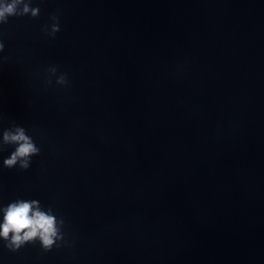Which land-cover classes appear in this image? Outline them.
I'll return each mask as SVG.
<instances>
[{
	"label": "water",
	"instance_id": "water-1",
	"mask_svg": "<svg viewBox=\"0 0 264 264\" xmlns=\"http://www.w3.org/2000/svg\"><path fill=\"white\" fill-rule=\"evenodd\" d=\"M23 3L0 22V208L37 200L59 236L0 237V264H264V0Z\"/></svg>",
	"mask_w": 264,
	"mask_h": 264
},
{
	"label": "clouds",
	"instance_id": "clouds-1",
	"mask_svg": "<svg viewBox=\"0 0 264 264\" xmlns=\"http://www.w3.org/2000/svg\"><path fill=\"white\" fill-rule=\"evenodd\" d=\"M23 0H0V22H4L10 15L18 12L27 13L31 11L33 15L38 12L37 8H29L27 3L23 7L19 6ZM56 29V26H53ZM3 44L0 43V49ZM5 142H17L16 150L4 163L8 166L14 165L18 160L22 166H27L28 156L38 149L34 146L30 137L27 136L23 128H17L14 132L6 131L3 134ZM0 237L8 241L10 247H19L26 241L38 238L41 244L47 248L53 245L59 236L58 221L52 211L43 210L37 200H17L0 208ZM12 233L9 236V233Z\"/></svg>",
	"mask_w": 264,
	"mask_h": 264
}]
</instances>
